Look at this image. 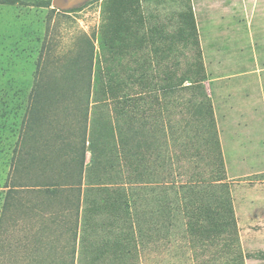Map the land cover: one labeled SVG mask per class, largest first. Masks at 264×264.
<instances>
[{
    "label": "rangeland",
    "instance_id": "obj_1",
    "mask_svg": "<svg viewBox=\"0 0 264 264\" xmlns=\"http://www.w3.org/2000/svg\"><path fill=\"white\" fill-rule=\"evenodd\" d=\"M101 1L0 0V216L12 175L16 184L24 185L41 175L66 179L61 175L79 172L84 163L94 160L89 142L93 137L101 142L99 149H106L107 143H116L119 125L135 126L142 130L141 138L162 146L173 143L172 132L181 125L190 131L186 136L195 130L201 133L197 145L219 149L238 227L237 250H264V0H141L149 26L158 25L170 36L152 40L129 57L112 53L102 40ZM189 7L197 34L196 43L185 48L172 43L171 36L179 31L176 14ZM198 52L214 113L210 125L204 107L189 91L150 92L159 99L145 103L154 116L145 125L118 122L111 106H91L89 114L83 105L77 106L75 98L87 95L89 80L92 93L104 75L133 88L136 77L159 84L177 64L193 63ZM185 139L179 156L186 171L209 172L211 155L204 147L196 152L195 144ZM151 194L144 192V196ZM72 197L76 199V194L25 192L23 200L30 206L18 204L12 209L17 221L35 230L41 227L32 237L17 232L15 226L0 235V264L210 261L212 252L187 240L185 224L159 220L158 229H151V237L145 235L133 253L119 258L111 251L92 258L80 239L81 221L76 220ZM60 211L65 214L56 218ZM89 235L88 243L94 245L105 244L108 238L97 231ZM230 258L216 256L215 260L229 264ZM242 264H264V259H245Z\"/></svg>",
    "mask_w": 264,
    "mask_h": 264
},
{
    "label": "trees",
    "instance_id": "obj_2",
    "mask_svg": "<svg viewBox=\"0 0 264 264\" xmlns=\"http://www.w3.org/2000/svg\"><path fill=\"white\" fill-rule=\"evenodd\" d=\"M100 13L101 38L112 53L129 57L135 50L152 43V40L165 41L170 36L162 32L158 25L149 26L141 0H102ZM176 19L179 31L171 36V42L190 48V44L196 43L197 34L193 9L189 7L178 12ZM196 56L193 63L177 64L173 70H168L164 81L159 84L146 77H136L132 80L136 84L133 88L124 80L115 82L104 75L92 93V82L89 80L87 95L81 99L75 98L77 106L80 109L83 105L88 114L94 106H111L118 122L127 120L131 124L145 125L149 118L154 117L145 103L159 99L157 93L154 95L150 92L160 91L163 95L173 91H189L204 107L210 125L214 113L205 91V65L198 58L199 52ZM177 104L183 106L181 100ZM174 130L171 137L173 143L166 141L161 146L159 142L156 144L141 138V129L119 125L116 143L110 146L107 143L106 149H99V139L93 137L89 140L93 163L91 160L90 164L84 163L79 172L61 175L66 179L41 175L24 185L16 184L18 182L12 175L1 208L0 235H5L15 226L17 232L32 237L41 227L35 230L30 224L17 221L14 207L18 204L30 206L23 200L25 192L66 197L75 193L76 199L72 197L70 202L76 207V220L81 221L80 239L87 243L84 248L91 250L92 258H102L111 251L114 257L119 258L133 253L139 249L138 245L145 235L151 237V229H158L159 220L166 224H185L187 240L194 246L203 245L212 252L207 264H219L215 257L224 255H230L229 264H242L245 259H264V250L245 253L237 250L238 227L219 149L197 145L201 133L196 130L189 136H186L190 132L186 126L180 125ZM161 131L167 135L166 128ZM185 138L190 144H195L196 152H203L204 147L211 155V161L207 164L209 172L197 170L189 174L186 171L179 156V147L187 144ZM179 175L187 177L179 180ZM155 188L159 192H154ZM144 192L152 194L144 196ZM27 202L34 206L38 204L33 199ZM64 214V211L57 212L56 218ZM45 227L43 229L48 228ZM91 231L108 236L105 244H89ZM41 242L44 243V240Z\"/></svg>",
    "mask_w": 264,
    "mask_h": 264
}]
</instances>
